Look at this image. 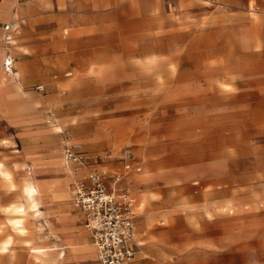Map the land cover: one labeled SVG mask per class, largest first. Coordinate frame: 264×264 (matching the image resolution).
<instances>
[{
  "label": "rangeland",
  "instance_id": "1",
  "mask_svg": "<svg viewBox=\"0 0 264 264\" xmlns=\"http://www.w3.org/2000/svg\"><path fill=\"white\" fill-rule=\"evenodd\" d=\"M36 1L0 0V264H98L58 228L72 183L124 170L126 146L142 165L135 264H264V0H56L50 15ZM67 177L69 197L41 184Z\"/></svg>",
  "mask_w": 264,
  "mask_h": 264
},
{
  "label": "built area",
  "instance_id": "2",
  "mask_svg": "<svg viewBox=\"0 0 264 264\" xmlns=\"http://www.w3.org/2000/svg\"><path fill=\"white\" fill-rule=\"evenodd\" d=\"M5 28L6 43L13 45L12 23H7ZM4 68L10 74L16 71V57L10 48L5 55ZM72 73L66 72L67 75ZM36 89L45 91L46 85L37 84ZM48 121L52 122V118ZM65 155L68 160L85 164L83 154L73 145H67ZM120 158L125 171L92 170L88 176L77 179L73 187L74 202L85 213V224L94 237L100 264H134L139 247L131 189L123 185V180L127 171H141L142 165L130 146L123 149Z\"/></svg>",
  "mask_w": 264,
  "mask_h": 264
},
{
  "label": "crops",
  "instance_id": "3",
  "mask_svg": "<svg viewBox=\"0 0 264 264\" xmlns=\"http://www.w3.org/2000/svg\"><path fill=\"white\" fill-rule=\"evenodd\" d=\"M42 1L43 2H40L39 0H37L36 2H32V4L34 5V7L37 9L38 12L43 11L42 13H47V15L53 14L54 8L56 6V0H42ZM17 2L19 3V0H17ZM10 10H11V3H4L3 5H1L0 6V18L7 16L10 13ZM13 10H15V12L17 14L19 13V8L17 7V5H13ZM7 23H12V29H11L10 33L14 36V38H15V31L18 28V25H15L13 23V21L6 22L5 24H3V26H2L3 30H4L3 41L6 40L7 30L5 28V25ZM15 42H16V39H14V43ZM30 46L35 50L34 52L37 53V55H38V59L36 60V62L44 63V62L49 61V60H47V58H55V54H53L54 52L53 53L49 52V50L51 48L50 44L32 43V44H30ZM4 59H5V56H4ZM3 63H4V61H3ZM5 72L7 74H10L6 70H5ZM14 74L19 76L20 72H15ZM10 75H12V74H10ZM65 75H67L66 72H65ZM14 78L16 79V77H14ZM4 88L5 87L2 84H0V91L3 90ZM40 92H43V91H40ZM67 145L65 146V148L67 147ZM65 148H64V154H65ZM69 161H72V160H69ZM72 162H75V161H72ZM108 164L112 165L113 163H108ZM94 170H96V169H94ZM91 171L83 177L88 176L91 173ZM118 171H125V169L124 170H118ZM132 171H137V170L132 169V170L127 171L126 176L123 180V185L128 186L131 189V198L133 201L135 214H136V218H135V220H136V239L139 243L138 252H137V256H138V253L141 251V248H142L144 243L138 237L137 217H138L139 204L136 200V197L132 194V182L129 180L130 173ZM75 182H76V180L72 183V195H73L72 200H73L75 207H72L70 202H67V221L66 222L63 221L64 225L60 226L58 229L62 232H65V234H67V243H72L71 246L74 245V247H72V248H74L76 253L94 256L95 252H96V259L98 261L97 246H96V243H95V240H94V237H93L91 231L86 227L85 213L74 202L73 187H74ZM61 183H60V181H56L55 179H49L48 181H44L41 184L43 186H45L46 188H52L51 190H53L56 193V195H58V196L69 197L70 196L69 178L67 177V183H64V184L63 183L61 184ZM58 184H60V185H58ZM42 185L39 184V187H41ZM55 193H54V195H55ZM59 207H61V206H59ZM55 209H58V207ZM76 209H78L77 210L78 212H74V210H76ZM77 217L83 219V225H81V224L79 225L77 223V221H76ZM55 219L56 218H53V223L56 224L57 222ZM88 236L92 239V243L89 241ZM137 256L135 258L134 264L136 262ZM98 264H100L99 261H98Z\"/></svg>",
  "mask_w": 264,
  "mask_h": 264
},
{
  "label": "bare ground",
  "instance_id": "4",
  "mask_svg": "<svg viewBox=\"0 0 264 264\" xmlns=\"http://www.w3.org/2000/svg\"><path fill=\"white\" fill-rule=\"evenodd\" d=\"M26 188H27V190H28V192L30 193V195L32 194V192H33V188H34V185L33 184H31L30 182H27V184H26ZM22 205V204H21ZM25 207L24 206H21V211H25ZM11 221H12V223H13V225H15V226H17V227H21L22 225H23V223H24V221H25V219H24V217H22V216H19V217H14V218H12L11 219ZM8 243H9V241H5L1 246H0V249L1 250H4L6 247H7V245H8ZM36 250H40V249H36ZM39 252V251H38Z\"/></svg>",
  "mask_w": 264,
  "mask_h": 264
},
{
  "label": "clouds",
  "instance_id": "5",
  "mask_svg": "<svg viewBox=\"0 0 264 264\" xmlns=\"http://www.w3.org/2000/svg\"><path fill=\"white\" fill-rule=\"evenodd\" d=\"M3 175H4V177H5V179H9V174H8V172H3ZM10 210V209H9Z\"/></svg>",
  "mask_w": 264,
  "mask_h": 264
}]
</instances>
